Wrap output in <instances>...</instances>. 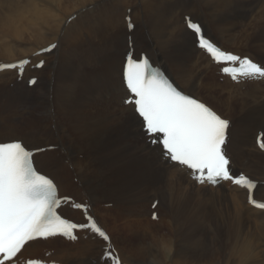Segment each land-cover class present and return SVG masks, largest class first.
I'll return each mask as SVG.
<instances>
[{
	"label": "bare ground",
	"instance_id": "6f19581e",
	"mask_svg": "<svg viewBox=\"0 0 264 264\" xmlns=\"http://www.w3.org/2000/svg\"><path fill=\"white\" fill-rule=\"evenodd\" d=\"M91 5L99 7L84 13ZM129 8L136 23L132 33L124 19ZM20 12L13 2H2L4 35L12 31L23 38ZM29 13L20 56L0 61L12 63L60 44L46 56L45 67L26 70L27 76L42 75L33 88L16 83L12 89L16 73H0V142L55 145L37 155L39 169L58 182L62 195L91 202L127 263L264 264V211L229 182L217 189L198 186L185 171L163 164L139 131L133 106L124 105L122 82L131 34L139 55L146 52L181 90L233 121L228 151L234 166L241 168L249 157L246 169L264 181V153L255 145L257 130L264 129V81L239 85L225 77L220 83L218 66L196 48V35L184 23L192 15L216 44L264 63V0H30ZM75 13L77 19L66 25ZM0 53L11 54L8 47ZM256 191L264 201V185ZM153 197L160 199L158 221L151 220ZM63 212L81 220L79 212ZM51 242L30 243L25 254L36 256ZM103 245L91 238L65 243L54 248L53 258L103 264Z\"/></svg>",
	"mask_w": 264,
	"mask_h": 264
},
{
	"label": "snow or ice",
	"instance_id": "6c2138e0",
	"mask_svg": "<svg viewBox=\"0 0 264 264\" xmlns=\"http://www.w3.org/2000/svg\"><path fill=\"white\" fill-rule=\"evenodd\" d=\"M128 19L131 28L130 16ZM185 19L187 26L198 36L200 47L215 62L226 65L221 71L234 82L264 78V63L256 62L247 55L223 50L204 35L198 22L189 17ZM56 47L52 44L42 51L50 52ZM27 63L28 60L23 59L0 67H19L23 71V65ZM125 79L132 94L125 103L134 105L135 112L143 119L146 133L154 137L153 143L161 145L167 160L190 170L201 185L216 186L230 181L247 189L248 202L264 210V203H258L252 197L257 181L244 174H232L230 159L225 151L230 125L228 119L218 114L209 103L179 90L159 71L152 69L147 57L134 59L129 54ZM31 82L35 83L34 80ZM258 144L264 149V134L258 138ZM42 151L44 149L39 147L26 146L20 139L0 142V264H11L26 244L38 238L60 235L77 241V230H88L110 243V236L92 216L87 217V224H77L59 214L58 209L69 203L71 198L61 196L54 178L43 174L35 166L33 158ZM73 206L88 211L86 204ZM153 219H157L155 212ZM102 259L122 264L119 255L111 249L105 251ZM28 264L43 262L29 260Z\"/></svg>",
	"mask_w": 264,
	"mask_h": 264
},
{
	"label": "rangeland",
	"instance_id": "374dc122",
	"mask_svg": "<svg viewBox=\"0 0 264 264\" xmlns=\"http://www.w3.org/2000/svg\"><path fill=\"white\" fill-rule=\"evenodd\" d=\"M29 1L30 0H0V9L2 7V2H4L5 4H10V2H13L14 4H16L18 6L19 9L22 10V12H20L21 15L19 17L22 19L21 22H20V25L22 26L23 32L25 33V35L21 39L25 40V42H26L25 38L27 36L26 29H28V25L27 24L30 21ZM55 11H57L59 14L57 12L56 13L58 15H60V16H62V14H64V12L62 10H60V9H55ZM208 18L209 17L207 16V20H208ZM7 29L8 28H5V27H1L0 28V51H2L4 48L8 47L10 52H11V54L8 57V56H3L4 53H0V59L1 60H7V59H10V58H16V57L20 56V54H21L20 50L23 47V45H20V43L23 44L21 42V39H17V36H16V34L14 32L10 31L9 35H4L5 34V30H7ZM18 38H20V37H18ZM14 39L17 40L18 42H16ZM25 46H27V45H25ZM217 77H219V76H217ZM224 82L225 81L224 80L222 81L221 78H220V83H224ZM244 89H245V87H243V90ZM130 122H132V121L130 120ZM77 180H78V178L75 180L74 183H78ZM63 242H64V240H62L61 242L60 241H52L51 245L49 247L54 249L58 245L61 246V245H65V243H67V242H65V243H63Z\"/></svg>",
	"mask_w": 264,
	"mask_h": 264
}]
</instances>
